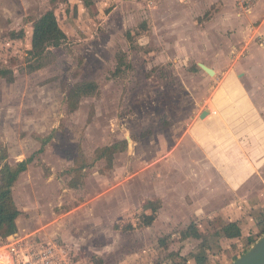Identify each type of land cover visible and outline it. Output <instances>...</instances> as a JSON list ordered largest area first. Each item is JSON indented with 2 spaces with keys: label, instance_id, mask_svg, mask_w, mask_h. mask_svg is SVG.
<instances>
[{
  "label": "rangeland",
  "instance_id": "obj_1",
  "mask_svg": "<svg viewBox=\"0 0 264 264\" xmlns=\"http://www.w3.org/2000/svg\"><path fill=\"white\" fill-rule=\"evenodd\" d=\"M49 10L66 39L38 61L33 25ZM263 34L264 0H0V68L14 76H0V170L34 156L13 188L17 238L57 244L71 264H196L207 233L248 226L264 191L218 197L210 168L191 183L176 145L215 82L198 64L225 71ZM82 82L99 90L70 105ZM190 224L202 239H181Z\"/></svg>",
  "mask_w": 264,
  "mask_h": 264
},
{
  "label": "crops",
  "instance_id": "obj_2",
  "mask_svg": "<svg viewBox=\"0 0 264 264\" xmlns=\"http://www.w3.org/2000/svg\"><path fill=\"white\" fill-rule=\"evenodd\" d=\"M250 7L249 5V12L252 10ZM261 46L249 48L242 60L230 65L225 71L206 64L215 70L213 88L204 105L192 117L179 144L176 145V151L179 150L181 155L178 166L190 168L191 183H199L201 180L205 183L209 182L210 178L207 174L210 172L203 173L202 170L210 168V171L216 173L214 182L220 183L221 186H217L216 191L212 189V193L216 192L218 197H225L228 191L233 195L247 194L249 191L253 192L255 188L264 191V44L262 42ZM205 111L208 113L202 117ZM197 171L198 177L193 181ZM206 188V190L210 189L208 186ZM247 199L257 201L256 197H247ZM253 207L264 213L263 205L255 204ZM261 216L262 214L249 219L248 226L241 225L244 232L243 239L250 231L253 234L258 232L256 222ZM18 228L15 237H21V232L24 230L20 226ZM238 241L242 240H235L234 243ZM231 243L228 240L225 246L228 247ZM204 250L208 253L206 247ZM0 257H3V253ZM79 263H82V260Z\"/></svg>",
  "mask_w": 264,
  "mask_h": 264
},
{
  "label": "trees",
  "instance_id": "obj_3",
  "mask_svg": "<svg viewBox=\"0 0 264 264\" xmlns=\"http://www.w3.org/2000/svg\"><path fill=\"white\" fill-rule=\"evenodd\" d=\"M21 37L23 36V32ZM66 39V33L59 24L58 18L53 10H49L41 15L33 25L32 41L30 54L41 61L50 48L58 46ZM32 66V69L41 67ZM11 70L0 68V76L7 77L11 81L14 79ZM99 90V85L96 82H82L76 84L70 91L68 100L70 105L73 103V97H83L93 95ZM50 139V138H49ZM47 141H44L43 147L40 151H43L44 145ZM5 158V156H2ZM34 160V156L12 165L8 162L0 170V239L11 240L18 232V219L22 215V211L18 207L13 188L15 183L19 179L20 175L25 172L29 164ZM261 219L256 222L257 233L253 234L252 231L248 232L243 239V228L238 220L229 221L221 228L215 229L205 235L204 241L206 243V250H203L196 261V264H208L209 256L226 255L229 256L230 262L223 264H231L234 260L238 259L250 247L255 244L260 237L264 234V213L253 215L257 217L261 215ZM155 219V214H151L147 218V223H152ZM181 239H187L190 237L196 239H202L204 235L200 231L196 224H190L189 227L182 231ZM229 240L232 242L228 247L225 246V242ZM235 240H242L241 242H235ZM165 242V241H164ZM165 244V243H164ZM166 245V244H165ZM178 260L173 259L169 263L165 264H189L190 257L179 255ZM164 264V263H163Z\"/></svg>",
  "mask_w": 264,
  "mask_h": 264
},
{
  "label": "built area",
  "instance_id": "obj_4",
  "mask_svg": "<svg viewBox=\"0 0 264 264\" xmlns=\"http://www.w3.org/2000/svg\"><path fill=\"white\" fill-rule=\"evenodd\" d=\"M249 6H247V9ZM264 44V34L261 38ZM12 238L7 245L0 247V254L7 250L11 257L12 264H71L57 244L45 242H33L27 246L25 238ZM0 264H3L0 261Z\"/></svg>",
  "mask_w": 264,
  "mask_h": 264
},
{
  "label": "water",
  "instance_id": "obj_5",
  "mask_svg": "<svg viewBox=\"0 0 264 264\" xmlns=\"http://www.w3.org/2000/svg\"><path fill=\"white\" fill-rule=\"evenodd\" d=\"M208 74L215 75V70L204 63L199 64ZM208 111L202 114L204 117ZM231 264H264V234L250 249Z\"/></svg>",
  "mask_w": 264,
  "mask_h": 264
},
{
  "label": "bare ground",
  "instance_id": "obj_6",
  "mask_svg": "<svg viewBox=\"0 0 264 264\" xmlns=\"http://www.w3.org/2000/svg\"><path fill=\"white\" fill-rule=\"evenodd\" d=\"M3 255H4V253H3ZM10 258H11V257H10ZM0 260L3 261V260H7V259L4 258V259L2 260V258H1Z\"/></svg>",
  "mask_w": 264,
  "mask_h": 264
}]
</instances>
